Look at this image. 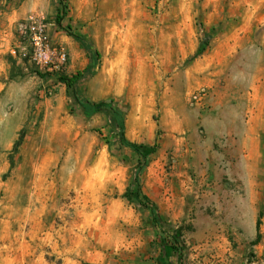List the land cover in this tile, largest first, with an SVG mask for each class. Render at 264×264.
Wrapping results in <instances>:
<instances>
[{
  "label": "rangeland",
  "instance_id": "374dc122",
  "mask_svg": "<svg viewBox=\"0 0 264 264\" xmlns=\"http://www.w3.org/2000/svg\"><path fill=\"white\" fill-rule=\"evenodd\" d=\"M58 3L63 14L57 0H0V19L21 15L0 90V264L156 258L148 213L128 196L136 155L21 58L14 25L28 16L64 50L61 75L89 63L76 95L111 101L123 139L145 149L138 192L182 263L264 264V0Z\"/></svg>",
  "mask_w": 264,
  "mask_h": 264
},
{
  "label": "trees",
  "instance_id": "16d2710c",
  "mask_svg": "<svg viewBox=\"0 0 264 264\" xmlns=\"http://www.w3.org/2000/svg\"><path fill=\"white\" fill-rule=\"evenodd\" d=\"M57 6L61 7V14L65 10L63 5H59L57 0ZM57 12V10H56ZM57 15L54 16V23L56 24L58 21ZM72 40L77 44V46L81 49L84 57L88 60L92 55L94 58L96 54L94 51L90 50L89 47H86V40L78 37L71 36ZM205 47V43H200L196 50L194 51L192 58L199 56ZM89 63L80 71L74 72L72 75L64 76L57 75L55 77V81L60 84L63 88V94L66 98L70 100L71 106L76 109V111L82 117H90L94 114H103L106 117V121L108 124L112 126L114 131V139L119 146L128 148L136 155V167L132 174L131 186H133V191L128 194L139 206L145 209L149 216L150 227L153 232V238L151 244L153 245L156 253L155 264H183L182 263V251L176 238L170 234V232L166 229L164 224L159 220L157 216V212L152 203H150L147 199L139 195L138 192V184L137 177L140 174L142 168L145 165L146 155L143 152L145 149L141 146H135L131 143L126 142L122 137V122L121 116L117 113L110 105L111 101L98 103V104H90L86 101H83L79 98L74 88L85 78L90 76ZM40 76V75H38ZM257 219L254 223L255 236L254 239H257Z\"/></svg>",
  "mask_w": 264,
  "mask_h": 264
},
{
  "label": "built area",
  "instance_id": "2783aa9c",
  "mask_svg": "<svg viewBox=\"0 0 264 264\" xmlns=\"http://www.w3.org/2000/svg\"><path fill=\"white\" fill-rule=\"evenodd\" d=\"M14 35L21 58L40 76L62 74L67 62L64 50L53 44L47 25L40 17H26L14 25Z\"/></svg>",
  "mask_w": 264,
  "mask_h": 264
},
{
  "label": "crops",
  "instance_id": "0c3cea01",
  "mask_svg": "<svg viewBox=\"0 0 264 264\" xmlns=\"http://www.w3.org/2000/svg\"><path fill=\"white\" fill-rule=\"evenodd\" d=\"M18 13L3 14L0 24V90L3 87V81L9 65L16 66L17 59L12 51V42L10 39L9 27L15 18L19 17ZM2 80V81H1Z\"/></svg>",
  "mask_w": 264,
  "mask_h": 264
}]
</instances>
